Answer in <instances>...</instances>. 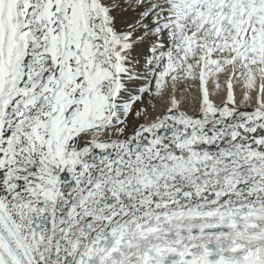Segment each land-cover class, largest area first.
Wrapping results in <instances>:
<instances>
[{"label": "snow or ice", "instance_id": "snow-or-ice-1", "mask_svg": "<svg viewBox=\"0 0 264 264\" xmlns=\"http://www.w3.org/2000/svg\"><path fill=\"white\" fill-rule=\"evenodd\" d=\"M0 264H264V0H0Z\"/></svg>", "mask_w": 264, "mask_h": 264}]
</instances>
